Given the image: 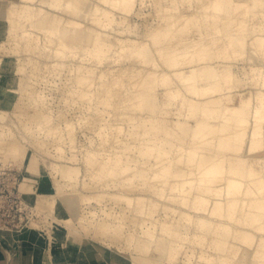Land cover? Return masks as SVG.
I'll return each instance as SVG.
<instances>
[{
  "label": "bare ground",
  "instance_id": "bare-ground-1",
  "mask_svg": "<svg viewBox=\"0 0 264 264\" xmlns=\"http://www.w3.org/2000/svg\"><path fill=\"white\" fill-rule=\"evenodd\" d=\"M252 3L0 0V49L17 56L5 68L0 56V159L29 161L25 179L41 174L18 142L13 111L21 132L43 138L31 143L52 158L54 181L40 188L64 224L43 263L31 253L34 264L84 252L98 264L85 235L122 249L124 264H264V11ZM134 11L152 20L123 34ZM61 77L59 100L80 104L79 126L93 128L80 149L90 182L71 163L78 155L65 154L78 148L75 123L57 124L62 111L45 93ZM141 160L152 162L131 163ZM114 174L122 180L109 181ZM92 199L103 214L85 211L75 226L66 209L77 215ZM161 200L173 203L163 217ZM20 235L46 244L34 223Z\"/></svg>",
  "mask_w": 264,
  "mask_h": 264
},
{
  "label": "rangeland",
  "instance_id": "rangeland-1",
  "mask_svg": "<svg viewBox=\"0 0 264 264\" xmlns=\"http://www.w3.org/2000/svg\"><path fill=\"white\" fill-rule=\"evenodd\" d=\"M147 11V10H146ZM186 12V10H183ZM130 23L131 28L125 29L122 31L123 34H132L136 35V26L139 24L140 27L143 29L145 28L144 25L146 23L151 22V16H148V20L140 19V17L136 15V12L134 11L130 16ZM139 18V19H138ZM141 20V21H140ZM147 21V22H146ZM149 21V22H148ZM85 25L89 26L90 22L88 20L85 22ZM117 34V33H116ZM5 37V36H3ZM3 37H0V40H3ZM5 40V39H4ZM2 43V42H1ZM5 47L9 48V42L5 43ZM21 54V53H20ZM23 54V53H22ZM5 55L2 57V65H4V68L9 66L10 64L15 65V62L17 60V56L14 54H11L9 51H2L0 49V56ZM245 61L241 64L243 68L241 70L246 69ZM247 65V64H246ZM66 66V64H65ZM5 74V73H4ZM6 77L9 79L12 78L11 74H5ZM53 80V78L51 79ZM65 82V78L61 77L57 79L56 84H51V88H47L46 92L48 95L50 94V98L53 97V106L54 110L62 111V116L56 119L57 124L64 125L67 121H71L75 123V137L77 142V149L70 150L71 147H68L69 145H66V156H70L71 153H76L78 155L77 159H75L72 164H75L77 166L81 167L82 175L81 180L86 178L89 182L93 181L91 178V172H89V168L86 165V162L83 160V155L80 149H82L84 146L88 147L91 145V138L94 135L93 134V128L90 129L92 126L90 122H87V124H84L79 126L78 117L83 113L80 109V104H74V105H67L65 102L59 100L60 99V93L61 91L58 89L60 85L63 86V83ZM62 83V84H61ZM61 86V87H62ZM7 87V86H6ZM55 88V89H54ZM53 89V90H52ZM58 91H57V90ZM248 90V91H247ZM60 91V92H59ZM242 91L245 93L249 92V89H242ZM247 91V92H246ZM46 94V95H47ZM160 97L161 95L158 94ZM239 95V94H238ZM236 96L235 102L239 101L240 96ZM56 98V100L54 99ZM59 100V103L58 101ZM61 101V102H60ZM55 102V104H54ZM82 108V107H81ZM124 109V108H123ZM10 110V108H9ZM12 111V109H11ZM57 111V112H58ZM13 112V111H12ZM11 112V116L13 117L15 124L12 125V128L14 132L17 135L18 142L21 143L22 147H24L25 150H27V154L31 160L39 163L41 174L39 177H35L33 179H25V174L27 172V166L29 164L27 162H24L23 165L20 164L19 160H14L11 157H6L5 155H1L0 159V228L4 229L5 233L4 236L7 234H11L12 239L15 242H21L24 241V238H21L22 230L25 229L28 226H32V224H35V228L40 231L46 238V244L49 247L50 238L53 236V233L55 234L57 230L62 229L64 224H60V221L57 220V216L54 212L48 211V205L49 200L47 196H45L44 191L40 188L41 181H50L51 183L54 181V173L51 167V161L52 158L49 156H45V154H42L37 150L35 146L32 145L31 142H43V138L40 136H33L30 134V132L25 131L24 129L21 132L20 126L21 123L19 122V118L17 115ZM84 126V127H83ZM19 127V128H18ZM82 128V129H81ZM84 128V129H83ZM88 129V130H87ZM165 129V128H164ZM91 131V132H90ZM24 136L27 137V139H24ZM163 137L164 139L167 137H171L170 133H167V130L165 129L163 131ZM48 145H51L54 143V141H47ZM82 147V148H81ZM90 149L96 148V147H89ZM72 149V148H71ZM80 151H79V150ZM77 151H79L77 153ZM133 154V153H132ZM136 153H134L135 155ZM43 155V156H42ZM28 160V159H27ZM19 162V163H18ZM152 161L147 162L144 160H141L140 162H131L134 165L141 166L143 164H151ZM44 166V167H43ZM244 170L247 169V165L242 167ZM121 177L116 176L115 174L110 177L109 181H121ZM25 182L29 189H24L21 186L22 182ZM138 185L141 186L142 182H138ZM82 192H85L84 188L79 189ZM80 193H70V196L72 198H76ZM154 197L152 195H148V197ZM156 199V198H155ZM161 217L165 216V212L162 210L164 206L171 205L170 201L167 200H161ZM92 205H81V202L78 203L77 208V215L73 213L72 210L66 209L65 214L67 216H70L73 218V224L76 226L79 224V217L81 214H85L88 217L90 211L96 212L97 216L103 214L102 209V201H98L95 199H92L90 201ZM172 206V205H171ZM96 209H95V208ZM10 230V231H9ZM8 232V233H7ZM84 241L86 245H89L93 247L92 244L95 246L100 247V249H105L108 252L107 256L112 257L114 261L117 264H124V261L121 259H126V257L119 258V255L127 256V253L120 254L119 252L122 249H117L116 247H113L111 249H106L99 243L96 239L90 238L89 236H84ZM27 244V242H26ZM29 245V244H28ZM32 245H30L31 248ZM52 247V245H50ZM21 246L17 247L16 251L12 250V255H15L17 251H21ZM29 248V249H30ZM113 249V250H112ZM31 250V251H30ZM29 250V254L27 255L29 258L31 256V253L33 252L32 249ZM48 249H45L47 252ZM126 251V250H123ZM119 252V253H118ZM49 253V252H48ZM52 253V251H51ZM158 251L155 250V254H157ZM94 257L98 260V264H102V260L99 258L98 254L93 250ZM182 257V258H181ZM180 259L183 260L184 255H181ZM31 259V258H30ZM181 260L179 261L181 263ZM71 260L67 258L64 262H53L51 264H68ZM78 261V260H77ZM80 263V262H78ZM49 264V263H48ZM127 264V261H126Z\"/></svg>",
  "mask_w": 264,
  "mask_h": 264
},
{
  "label": "crops",
  "instance_id": "crops-1",
  "mask_svg": "<svg viewBox=\"0 0 264 264\" xmlns=\"http://www.w3.org/2000/svg\"><path fill=\"white\" fill-rule=\"evenodd\" d=\"M252 2V7L254 10L258 12L264 11V0H252ZM26 242H15L10 234L5 235V237H2L0 235V264H34V261L30 259L31 256L30 258L27 256L30 249L33 250L34 255L38 258V261H42L43 263L45 259V249H47V244L41 246L35 243H30L28 241ZM32 244L33 246H31L30 248V245ZM92 245L94 247V251L102 260V264H117L112 257L107 256L109 251L100 249V247L95 246L94 244ZM19 246H21L20 249L22 248V250L17 251L15 255H12V250L16 251L17 247ZM82 256V258H79L78 255H76L74 260H71L68 264H90L88 262V260H90V253L84 252Z\"/></svg>",
  "mask_w": 264,
  "mask_h": 264
}]
</instances>
